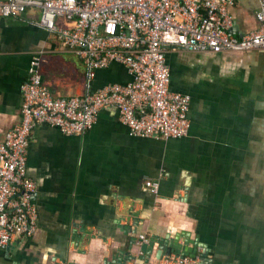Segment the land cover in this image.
Here are the masks:
<instances>
[{"label":"crops","instance_id":"1","mask_svg":"<svg viewBox=\"0 0 264 264\" xmlns=\"http://www.w3.org/2000/svg\"><path fill=\"white\" fill-rule=\"evenodd\" d=\"M257 8V0H235L232 36L257 29ZM39 19L36 8L0 17V141L20 119L33 56L55 95L83 90L81 60ZM166 61L169 89L190 95L187 135L134 137L113 108L100 110L82 135L36 124L26 162L37 230L0 247V264H144L146 256L152 264L151 239L175 241L180 253L171 254L181 256L198 242L196 253L207 252L212 264H264V49H168ZM131 78L110 62L91 88ZM145 178L158 182L155 197Z\"/></svg>","mask_w":264,"mask_h":264},{"label":"built area","instance_id":"2","mask_svg":"<svg viewBox=\"0 0 264 264\" xmlns=\"http://www.w3.org/2000/svg\"><path fill=\"white\" fill-rule=\"evenodd\" d=\"M235 0H6L1 18H21L39 9L36 25L74 50L83 65V90L57 96L44 83L40 56H33L20 86V119L0 141V247L16 235L33 236L37 212L34 181L27 174V147L33 127L47 124L66 135H82L98 112L113 108L129 134L177 139L187 135L190 95L169 89L166 51L247 52L264 49V0H257V29L230 34ZM110 62L132 76L126 83L92 89L95 71ZM152 196L158 182L145 178ZM139 241H144L142 236ZM198 258L169 254L152 264H197ZM63 264V263H54Z\"/></svg>","mask_w":264,"mask_h":264},{"label":"water","instance_id":"3","mask_svg":"<svg viewBox=\"0 0 264 264\" xmlns=\"http://www.w3.org/2000/svg\"><path fill=\"white\" fill-rule=\"evenodd\" d=\"M231 34V32H230ZM232 35V34H231ZM153 243H156V251L154 253V259L155 260H159L163 255H169L173 252L175 253H180L179 249H181V247L179 245L176 244L175 241H172L169 246L164 247V243L160 240L156 241V240H149L148 243V247L151 248V246L153 245ZM194 246V249H191V252L188 251V253L183 252L182 255L184 256L185 254L189 255L192 258H195L197 255L199 257V262L197 264H212V258H208L207 252H200L199 254L196 253V249L197 247H200L201 245L198 242H193L192 243ZM145 246L141 247V251H145ZM147 259L148 256H146V258L144 259V264H147Z\"/></svg>","mask_w":264,"mask_h":264}]
</instances>
